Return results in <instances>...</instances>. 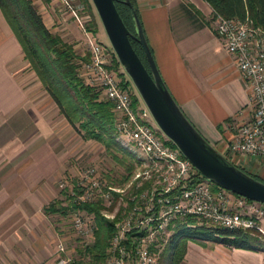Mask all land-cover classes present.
<instances>
[{
  "label": "crops",
  "instance_id": "obj_1",
  "mask_svg": "<svg viewBox=\"0 0 264 264\" xmlns=\"http://www.w3.org/2000/svg\"><path fill=\"white\" fill-rule=\"evenodd\" d=\"M31 2L50 33L84 61L85 35L62 0ZM135 4L161 78L183 114L218 153L264 183V161L229 152L237 127L250 119V89L216 34L210 5L205 0ZM29 70L0 9V264H53L58 236L63 237L52 222L60 216L55 185L63 169L54 147L59 123L41 109L51 99L45 91L35 94L42 86L29 85ZM65 229L71 233L69 224ZM180 264H264V253L187 241Z\"/></svg>",
  "mask_w": 264,
  "mask_h": 264
},
{
  "label": "built area",
  "instance_id": "obj_2",
  "mask_svg": "<svg viewBox=\"0 0 264 264\" xmlns=\"http://www.w3.org/2000/svg\"><path fill=\"white\" fill-rule=\"evenodd\" d=\"M64 2L87 41L90 59L80 66L91 76L87 85L97 84L112 104L115 139L140 165L121 187L109 183L108 172L94 166H84L76 177L67 175L60 181V203L82 250L93 244L96 230L93 217L82 206L95 203H101L107 220H116L103 264H157L174 223L187 218L223 229L253 231L264 238V205L211 188L178 148L154 128L148 110L133 107L131 88L123 85L121 73L111 67L112 49L85 30L84 23L90 18L81 16L83 7L72 8ZM215 30L250 89L251 116L237 127L229 152L264 161V29L253 28L247 19L217 16ZM113 206L109 212L107 208ZM54 255L53 264H87L90 260L85 253L73 258L61 239Z\"/></svg>",
  "mask_w": 264,
  "mask_h": 264
},
{
  "label": "trees",
  "instance_id": "obj_3",
  "mask_svg": "<svg viewBox=\"0 0 264 264\" xmlns=\"http://www.w3.org/2000/svg\"><path fill=\"white\" fill-rule=\"evenodd\" d=\"M78 1L90 18L84 23L86 32L96 35L97 22L91 1ZM205 1L212 8L214 18L221 16L242 21L247 19L253 28L264 29V0ZM129 2L132 5V9L123 3L122 0H116L115 6L125 26L128 30L134 32L132 11H135L138 18L139 15L135 0H129ZM0 9L17 38L30 69L34 72L42 88L67 123L84 140L95 141L101 144L108 152L113 148H117L119 152H122V155L133 159L132 155L116 144L114 140L115 117L112 113V104L108 101H101L99 94L91 86L85 85L79 78L76 64L79 57L74 52L73 47L63 42L58 36L50 33L31 0H0ZM130 43L149 71L140 45L134 40H130ZM86 56L84 61L88 60L89 54ZM112 67L116 70L120 69V65L114 55ZM120 73L123 85L129 86L125 73L123 71ZM137 103V97L133 93L132 104L134 108H136ZM114 158L117 164L122 166L129 174L132 173L133 166L127 164L126 159L115 156ZM252 177L259 180L254 176ZM211 188L216 189L218 187L211 184ZM54 206L56 207L57 204L55 203ZM82 208L93 217L96 224L94 243L82 251L90 259L87 264H103L105 251L112 236L116 220L110 221L102 216L103 207L101 203L85 204ZM57 210L60 214H66L65 208L61 206L60 202ZM173 229L175 234L169 244L171 252L170 264L181 263L187 241H200L198 244L210 242L233 249L264 253V240L257 239L250 231L229 229L215 231L206 228L205 225H198L197 220L194 218H188L186 221L177 220Z\"/></svg>",
  "mask_w": 264,
  "mask_h": 264
},
{
  "label": "water",
  "instance_id": "obj_4",
  "mask_svg": "<svg viewBox=\"0 0 264 264\" xmlns=\"http://www.w3.org/2000/svg\"><path fill=\"white\" fill-rule=\"evenodd\" d=\"M90 1L120 67L135 87L158 130L209 183L264 205V183L218 153L194 128L171 96L135 11H132L134 32H131L116 9V0ZM122 2L132 9L129 0ZM130 40L140 45L149 71L132 48Z\"/></svg>",
  "mask_w": 264,
  "mask_h": 264
},
{
  "label": "rangeland",
  "instance_id": "obj_5",
  "mask_svg": "<svg viewBox=\"0 0 264 264\" xmlns=\"http://www.w3.org/2000/svg\"><path fill=\"white\" fill-rule=\"evenodd\" d=\"M64 1H67L72 8H77L78 6L82 5L78 0H62L63 7L69 13H71V10L67 7V5L65 4ZM79 9L80 8H78V10ZM80 12L84 13L81 16H83V17L86 16V12L84 11V8ZM93 13L95 15L96 22H97V33H96V35H94V37L96 39H98V41L101 42L102 44L110 47L109 42L107 40V37L104 33V30L101 26V23H100L97 15H96L94 8H93ZM84 20H86V19H84ZM87 54H89V53L86 52V55ZM89 59H90V57L88 58L87 61H80V60L76 61V64L78 66L77 72H78V74H81V76L79 75V78L83 81V83L85 85H87L89 83L87 78H90L91 76L86 75L87 73H85V71H81L80 66H82V64H86L87 62H89ZM111 67H112V65H111ZM113 69L116 70L115 68H113ZM30 71L33 72L32 70L28 71L29 74L27 73V77H28L27 80H28L29 85L31 82V84H33V86H34V84L36 82L39 83V81H37L38 80L37 77L34 78L32 76L30 78ZM116 71L122 72L123 69L120 67V69L116 70ZM123 73H124V71H123ZM126 77H127V75H126ZM127 79L129 81V87L131 88L134 95L137 97L138 103H137L136 107H140L141 109H144V108L146 109V107L143 104V102H142L139 94L137 93L135 87L133 86V84L131 83V81L129 80L128 77H127ZM88 86H90V85H88ZM91 87L99 94V99L101 101H107L104 92L101 90V88L97 84H94V86L91 85ZM43 91H44L43 88L36 87L35 94L38 97L43 96ZM40 107L44 112L49 113V118L51 119L50 121L52 123H55V124L59 123L58 125L56 124L57 125V131L56 132H57V138H59L60 140L58 139L56 142L54 141V147L56 148L55 153L57 154V156L60 153V158L62 159V162H61L62 163V169H63V171L61 172V174H60V176L56 182V185H55L56 189L59 192L58 199H60V189H59L60 181L67 175L76 177L79 173V169L84 167V166L85 167L94 166V167L98 168V170H100V172H102L103 170L107 171L108 172L107 177H106L107 181L109 183H111L113 186H118V187H121L125 183L129 182L130 179L132 178L133 173L137 169H139L140 165L138 162H136L137 161L136 158L130 159L127 156L122 155V152H119L117 150V148L116 149L113 148L111 151L108 152L101 144H99L95 141H92V140H90V141L84 140L82 138V136L79 135L67 123V121H65V119L60 115L57 107L52 102V100L43 102L40 105ZM112 113H113V110H112ZM153 126L158 131V128L156 127L154 122H153ZM114 140H115L116 144H118L121 147L120 143L116 141L115 136H114ZM114 156L118 157V158L126 159L127 164L133 166L132 173L129 174L122 166L117 164ZM122 156H124V157H122ZM69 165H71V168L69 167ZM119 205H120L119 203L118 204L116 203V208H118ZM113 208L114 207H108L107 210L109 212H111L113 210ZM116 211H118V210H116ZM102 212H103V210L101 211V214L104 217ZM187 219H182V220L186 221ZM60 220L62 221L63 226L59 225ZM52 222L54 225H56V228L58 229L55 232L56 235L62 229L60 231V233L62 234L63 237H60V235L58 234L59 235L58 240L61 239L67 244L68 253L71 254V256L73 258H78L80 255H82L83 251H82V248L80 246L81 245L80 240L73 237L71 235V233H69L65 229L66 226H68V224H69V219H67L65 215L60 214V216L52 217ZM197 222H198V225H205L206 228H209V229H212L215 231L216 230H223V228L217 227V226L212 225L211 223H208V222H206V223L202 222V221H197ZM262 226L264 228V221L262 222ZM250 232H252L254 237H256L257 239L264 240V238L261 235H259L258 233H255L253 231H250ZM174 234H175L174 229L170 230V233H169V236L167 238V242H166L164 248L160 249L157 264H170L171 252L169 250V244H170ZM199 242L195 241V243H199ZM202 243L206 244V243H210V242H202ZM211 244H215V243H211ZM55 248H56V246H55ZM54 251H55V249H54ZM103 263H104V261H103Z\"/></svg>",
  "mask_w": 264,
  "mask_h": 264
}]
</instances>
